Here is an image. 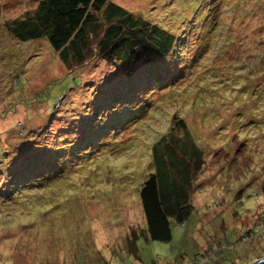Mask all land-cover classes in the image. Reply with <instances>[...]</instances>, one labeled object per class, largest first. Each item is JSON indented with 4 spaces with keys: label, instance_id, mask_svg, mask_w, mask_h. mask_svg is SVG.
Here are the masks:
<instances>
[{
    "label": "rangeland",
    "instance_id": "374dc122",
    "mask_svg": "<svg viewBox=\"0 0 264 264\" xmlns=\"http://www.w3.org/2000/svg\"><path fill=\"white\" fill-rule=\"evenodd\" d=\"M113 1L128 11L144 12L150 20L162 15L163 8L170 3ZM37 2L0 0V113L5 114L14 104L16 107L0 119V146L12 151L19 145L20 154L36 146L34 154L40 156L56 148L60 151V147L74 142L78 144L81 137L77 139L78 132L73 130L74 118L78 115L80 122L89 120V102H95L103 94L108 87L103 81L114 70L109 62L88 61L76 74L81 83L66 97L59 95L63 99L57 97L53 114H49L52 109L45 103H31L29 108L20 105L16 99L21 96L14 97L11 90L16 74L26 79L23 91L30 99L44 85L67 72L46 40L21 43L6 30L7 23L33 11ZM225 3L232 10L229 16L225 9L221 12L224 25L218 27L227 30L219 35L212 52L204 54L196 71L185 82H179V91L185 89L181 103L172 99L180 95L172 89L157 91L153 98L160 96L158 106L152 104L142 114L141 111L132 114L128 119L137 116L136 123H128L127 119L125 125H129L117 133L116 143L106 133L77 153L90 152L88 157H78L73 164L58 160L56 168L63 167L65 177L52 178L38 188L30 186L29 194L0 202V264H192L198 257L204 258L197 264H252L264 258L252 261L264 252V175L260 173L264 166V125L250 128L249 124L263 122L264 112L258 106L262 105L261 100L234 94L237 91L232 88L240 85L233 78L236 72L231 67L238 66L246 82L251 78L249 75L253 76L252 83L245 87L247 91L252 86L258 88L260 83L264 92V70L258 73L261 69H242L244 57L260 55L264 60L262 39L255 31L264 22V13H260L258 20L246 16L250 21L243 23V33L238 34L244 15L240 13L241 4L236 5L235 0ZM250 3L245 10L251 6L255 12L264 10V0ZM194 26L189 28L190 32ZM197 79L200 80L195 85ZM211 88L223 97L221 101L214 104L208 101ZM196 92L207 95L196 102L193 100ZM123 108L115 106L112 111ZM177 108L187 110L185 121L204 152L197 189L191 195L193 212L186 223L173 229L170 242L147 241L140 236L135 241L137 252L132 254L126 249L129 247L126 239H135L144 226L139 190L148 175L155 172L149 147L170 125L174 126L172 114L179 112ZM235 116L247 122L239 125L233 120ZM27 125L35 129L36 138L31 137L30 144L23 143L21 136ZM7 161L17 163L15 156ZM7 174L0 171V182L8 178Z\"/></svg>",
    "mask_w": 264,
    "mask_h": 264
},
{
    "label": "trees",
    "instance_id": "16d2710c",
    "mask_svg": "<svg viewBox=\"0 0 264 264\" xmlns=\"http://www.w3.org/2000/svg\"><path fill=\"white\" fill-rule=\"evenodd\" d=\"M37 1L33 11L7 23L6 30L13 39L21 43L46 40L67 72L61 78L44 85L30 99L23 91L26 79L16 74L11 90L14 92L12 94L14 97L21 96L20 99H16L20 105L29 108L31 103H45L52 109L49 114H53L56 111L54 104L57 97L59 95L66 97L81 83L76 74L88 61L99 59L109 62L114 71L103 81V84L108 85L103 90V94L97 100H93L95 102H89L87 110L89 120L80 122L78 115L74 118L73 130L78 132L77 139L81 137L78 144L74 142L70 146L60 147V151L56 148L52 150L53 152L40 156L34 154L36 146H32L28 151L24 150L26 152L22 154L19 153L22 148L19 145H15L12 151L0 146V171L8 173V178L0 182V202L29 194L32 189L30 186L38 188L52 178L65 177L63 167L56 168L58 160L62 161V164H73L76 158L90 155V152L77 153L84 145L94 144L107 135L106 133H109V139L115 142L117 133L123 130L122 127L132 114L140 111L142 114L152 107V104L158 106L160 96L153 98L157 91L170 88L174 93L180 94V97L172 99L181 103L185 89L179 91V82H185L202 63L204 54L212 52L213 45H216L217 40L219 41V35L223 34L224 30L223 27L219 30V24L224 25L221 12L225 9L229 16L232 10V7H225L227 4L225 0H169V6L163 8V14H158L155 19L150 20L144 12L128 11L113 0ZM235 1L236 5L241 4L240 13L244 14V18L241 17L242 24L240 23L242 31L237 30L238 34H242L243 23L250 21L246 16L258 20L264 10L255 12L253 6L250 10H245L244 7L248 5L249 8L252 0ZM192 24L195 26L193 32H190L189 28H192ZM226 30L227 28L224 32ZM256 30L264 46V22L255 27ZM186 45L188 46L185 47ZM224 46L222 42L221 51L224 50ZM243 61L242 69L250 71L261 69L257 70L258 73L264 70V60L260 55L244 57ZM231 67L232 72H236L233 78L240 85L232 88L237 91L234 94L248 100H261L262 105L258 106H262L261 112H264V92L261 86L263 84L259 83L258 88L252 86L247 91L245 87L252 83L253 76L249 75L251 78L246 82V76L238 70V66L232 64ZM200 76L206 79L204 74ZM199 80L193 81L195 85H198ZM209 91L212 94L208 96V101L213 104L223 98L216 90L211 88ZM255 91L258 92L254 95ZM165 95L169 97V94ZM203 95L207 94L196 92L193 100L199 102ZM61 96L59 98L63 99ZM139 100L140 103H136ZM13 106L11 109L7 108L5 114L0 113V119L8 116L7 113L14 112L15 104ZM115 106L124 108L120 111H112ZM179 108H177L179 112L172 114L174 126L170 125L149 147L155 172L148 175L139 190V201L144 216L142 233L135 235L133 240L125 238L129 245L126 249L132 254L137 252L135 241L140 236L147 241L170 242L173 229L186 223L193 212L191 195L197 189L196 181L204 152L193 139L185 121L187 110ZM27 117H30L29 111ZM137 119L138 117L134 116L132 120L128 119V123L131 121L136 123ZM233 120L239 125L247 122L241 116H235ZM262 121L249 122L252 124L250 128L262 127L264 118ZM128 123L124 128L129 125ZM118 125L120 130L117 129ZM34 133L35 129L27 125L21 133L22 142L33 143V139L30 138H36ZM12 156L17 159L14 165L7 161ZM51 162L56 165L52 166ZM260 173L264 175V166ZM26 179H29L28 184L23 185ZM262 189L264 192V179ZM259 254L252 261L264 257V252Z\"/></svg>",
    "mask_w": 264,
    "mask_h": 264
},
{
    "label": "water",
    "instance_id": "95a60500",
    "mask_svg": "<svg viewBox=\"0 0 264 264\" xmlns=\"http://www.w3.org/2000/svg\"><path fill=\"white\" fill-rule=\"evenodd\" d=\"M252 264H264V258H262V259H260L258 261H255Z\"/></svg>",
    "mask_w": 264,
    "mask_h": 264
},
{
    "label": "built area",
    "instance_id": "2783aa9c",
    "mask_svg": "<svg viewBox=\"0 0 264 264\" xmlns=\"http://www.w3.org/2000/svg\"><path fill=\"white\" fill-rule=\"evenodd\" d=\"M208 255H210V252H208L207 256ZM200 258H204V257H198V259H196L192 264H197L199 261H201Z\"/></svg>",
    "mask_w": 264,
    "mask_h": 264
}]
</instances>
